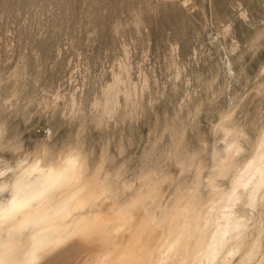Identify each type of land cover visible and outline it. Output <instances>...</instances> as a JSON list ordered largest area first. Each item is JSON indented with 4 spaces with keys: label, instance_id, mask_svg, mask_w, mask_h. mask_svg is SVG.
<instances>
[{
    "label": "rangeland",
    "instance_id": "obj_1",
    "mask_svg": "<svg viewBox=\"0 0 264 264\" xmlns=\"http://www.w3.org/2000/svg\"><path fill=\"white\" fill-rule=\"evenodd\" d=\"M0 129V203L22 170L73 162L54 200L96 193L80 191L71 226L144 190L166 233L193 221L232 190L222 163L244 168L264 133V0H0ZM236 209L264 243V199ZM129 234L112 223L107 243ZM94 261L82 247L57 264Z\"/></svg>",
    "mask_w": 264,
    "mask_h": 264
},
{
    "label": "bare ground",
    "instance_id": "obj_2",
    "mask_svg": "<svg viewBox=\"0 0 264 264\" xmlns=\"http://www.w3.org/2000/svg\"><path fill=\"white\" fill-rule=\"evenodd\" d=\"M234 164L222 163L219 170L221 175L236 170L232 190L208 211L193 221L185 218L168 233L162 228L164 222L147 208L153 190L142 191L130 210L119 209L77 227L69 225L66 217L79 206L80 191L90 199L95 189H74L68 198L57 201L53 197L58 187L77 177L74 163L47 172L24 169L11 185L10 199L0 203V264H57L71 249L82 247L95 253L93 264H229L238 254H245L240 264H264L263 228L256 230L258 238L249 244V227L236 209L239 203L256 209L264 199V133L253 160L244 168ZM112 223L128 226L129 236L107 243ZM68 236L76 241L59 251L57 246Z\"/></svg>",
    "mask_w": 264,
    "mask_h": 264
}]
</instances>
